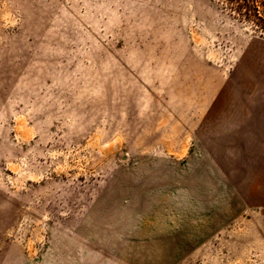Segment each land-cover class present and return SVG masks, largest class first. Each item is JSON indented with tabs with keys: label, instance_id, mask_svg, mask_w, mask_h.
I'll return each instance as SVG.
<instances>
[{
	"label": "rangeland",
	"instance_id": "rangeland-1",
	"mask_svg": "<svg viewBox=\"0 0 264 264\" xmlns=\"http://www.w3.org/2000/svg\"><path fill=\"white\" fill-rule=\"evenodd\" d=\"M0 264H264V30L0 0Z\"/></svg>",
	"mask_w": 264,
	"mask_h": 264
},
{
	"label": "trees",
	"instance_id": "trees-1",
	"mask_svg": "<svg viewBox=\"0 0 264 264\" xmlns=\"http://www.w3.org/2000/svg\"><path fill=\"white\" fill-rule=\"evenodd\" d=\"M236 9L244 10L253 24L264 30V0H232Z\"/></svg>",
	"mask_w": 264,
	"mask_h": 264
}]
</instances>
